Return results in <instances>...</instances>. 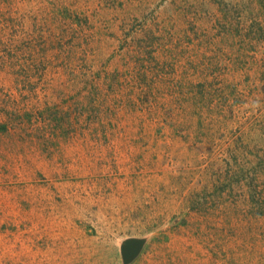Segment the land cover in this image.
Masks as SVG:
<instances>
[{"label":"rangeland","instance_id":"obj_1","mask_svg":"<svg viewBox=\"0 0 264 264\" xmlns=\"http://www.w3.org/2000/svg\"><path fill=\"white\" fill-rule=\"evenodd\" d=\"M264 264V0H0V264Z\"/></svg>","mask_w":264,"mask_h":264},{"label":"water","instance_id":"obj_2","mask_svg":"<svg viewBox=\"0 0 264 264\" xmlns=\"http://www.w3.org/2000/svg\"><path fill=\"white\" fill-rule=\"evenodd\" d=\"M144 246L143 240L130 239L122 247V256L125 264H130L139 255Z\"/></svg>","mask_w":264,"mask_h":264}]
</instances>
